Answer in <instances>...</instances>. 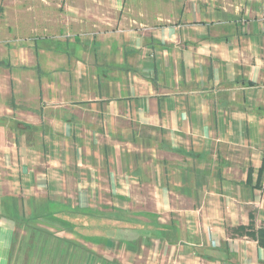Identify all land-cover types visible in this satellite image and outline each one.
Returning a JSON list of instances; mask_svg holds the SVG:
<instances>
[{"label": "crops", "instance_id": "1", "mask_svg": "<svg viewBox=\"0 0 264 264\" xmlns=\"http://www.w3.org/2000/svg\"><path fill=\"white\" fill-rule=\"evenodd\" d=\"M135 11L0 44V264H264V0Z\"/></svg>", "mask_w": 264, "mask_h": 264}, {"label": "rangeland", "instance_id": "2", "mask_svg": "<svg viewBox=\"0 0 264 264\" xmlns=\"http://www.w3.org/2000/svg\"><path fill=\"white\" fill-rule=\"evenodd\" d=\"M146 2L152 0H0V44L8 50L31 37L85 38L134 20Z\"/></svg>", "mask_w": 264, "mask_h": 264}, {"label": "built area", "instance_id": "3", "mask_svg": "<svg viewBox=\"0 0 264 264\" xmlns=\"http://www.w3.org/2000/svg\"><path fill=\"white\" fill-rule=\"evenodd\" d=\"M259 187L261 190L264 191V162H263V173H262V176H261V179H260V182H259Z\"/></svg>", "mask_w": 264, "mask_h": 264}, {"label": "trees", "instance_id": "4", "mask_svg": "<svg viewBox=\"0 0 264 264\" xmlns=\"http://www.w3.org/2000/svg\"><path fill=\"white\" fill-rule=\"evenodd\" d=\"M260 241H261L262 243H264V240H263L262 238H260Z\"/></svg>", "mask_w": 264, "mask_h": 264}]
</instances>
